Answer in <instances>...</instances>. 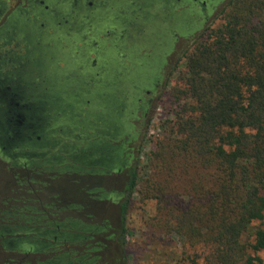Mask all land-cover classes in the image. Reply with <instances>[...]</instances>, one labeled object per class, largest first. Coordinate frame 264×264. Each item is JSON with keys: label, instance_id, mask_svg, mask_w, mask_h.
I'll use <instances>...</instances> for the list:
<instances>
[{"label": "rangeland", "instance_id": "obj_1", "mask_svg": "<svg viewBox=\"0 0 264 264\" xmlns=\"http://www.w3.org/2000/svg\"><path fill=\"white\" fill-rule=\"evenodd\" d=\"M0 1L3 3L0 11V29L12 13L17 10L29 11L30 2H33ZM71 1L50 0L49 3H42L41 8L48 6L52 9L58 6L59 9H64V17L54 18V25L66 26L69 32L65 33V37L57 39H70V45L72 44L74 49L73 57L78 60H81V50L86 49L88 54L84 57L85 65L90 62L92 73L102 65L107 56L115 57L118 62L122 61L121 52L116 54L115 46L118 43L117 38L123 33L133 39L149 36V39L141 41L140 47L144 49L150 42L162 45L164 31L171 38L168 51L165 50L159 80L155 87L150 85L149 95L143 93L144 99L150 104L146 113L144 112L145 115H139L136 126L138 134L127 146L131 156L130 167H137L139 183L130 197L122 232L119 205L124 202L126 196L123 191L126 180L124 174H109L97 180L86 178L85 182H82L77 175H87L64 169L63 163L54 167L31 166L30 161H34L35 156L25 159L24 156L18 155L13 158V152L0 149V264H189L193 256H199V263H203L207 255L206 248L199 244L191 246L185 239L175 234H165L158 228L156 200L147 198L142 182L153 173L152 153L156 151L158 144L171 133L178 136L186 133L178 129L177 124L185 118V114L179 106L180 101L171 93L180 87L179 79L186 71L191 45L199 38L204 40L209 30L220 24L218 14L228 0H222L216 5L207 20L189 37H182L185 32L171 31L168 34L170 25L167 23L158 27L157 22L153 21L146 26L138 24L130 27L133 16L141 18L139 9L144 3L141 0H124L123 3L108 5L104 10V13H107L106 20L100 26L87 20L85 27H71L64 23L67 20L66 15L71 14ZM164 1L169 5L175 4L174 0H162L156 6L157 10L162 11ZM60 3L66 4L65 7ZM83 3L88 5L91 2L84 0ZM92 6H95V3ZM50 14L54 15L51 12L48 15ZM33 15L34 13H29L30 18H33ZM35 22L41 29L48 31L42 27L45 23L41 22V17H35ZM22 41L20 38L9 41L7 38H0V56L7 53L22 56L25 50ZM62 66L61 62L60 67ZM25 68L11 64L0 70V133L4 140L12 144L24 140L35 129L40 128L41 121L45 120V108L49 105L43 92L34 94L33 88L24 81ZM19 114L23 119L22 124L16 121ZM56 125L60 128L62 123ZM35 132L36 136L40 135ZM57 135L61 137L60 134ZM67 136L62 137L61 146L70 143L69 140H72L75 133ZM59 149L56 147L49 155L57 156ZM40 153H46V149ZM62 156L66 158L65 166L73 165L68 155ZM97 188H100L102 193L96 192ZM74 193H81L90 201H87L85 206H79L78 210H74L73 205L69 208L68 202L74 198ZM262 194L264 196V190ZM71 224L77 226L72 228ZM63 225L67 227L68 233L79 234L84 239L54 240V233L39 237L47 243L45 248H37L31 244L32 241L38 240L37 235L57 231L56 226ZM259 226L258 222L252 223L251 230ZM245 240L253 243L251 232L245 236ZM10 241H13V244H9ZM14 241L17 243L14 244ZM255 255L264 262V251Z\"/></svg>", "mask_w": 264, "mask_h": 264}, {"label": "trees", "instance_id": "obj_2", "mask_svg": "<svg viewBox=\"0 0 264 264\" xmlns=\"http://www.w3.org/2000/svg\"><path fill=\"white\" fill-rule=\"evenodd\" d=\"M52 16H46L55 32L50 40L65 37L69 30L54 25ZM218 16L220 24L191 45L180 87L171 93L185 114L178 129L186 133H171L158 144L152 153L153 173L143 180V191L156 200L160 230L207 249L203 263L193 256L189 264H264L255 255L264 251V0H228ZM16 19L21 35L44 36L36 22L19 15ZM73 51L72 44L62 51L69 61L68 71L59 89L52 92L53 97L63 99L59 105L64 110L76 101L69 76L77 69ZM83 67L81 77L93 74L89 61ZM126 174V196L119 205L122 229L139 183L136 166ZM77 177L82 182L99 178ZM72 197L68 207L73 205L74 210L90 201L81 193ZM255 222L260 226L252 231ZM250 232L253 243L245 240Z\"/></svg>", "mask_w": 264, "mask_h": 264}, {"label": "flooded vegetation", "instance_id": "obj_3", "mask_svg": "<svg viewBox=\"0 0 264 264\" xmlns=\"http://www.w3.org/2000/svg\"><path fill=\"white\" fill-rule=\"evenodd\" d=\"M37 1L30 2L29 11L17 10L12 13L3 28L0 29V38H7L8 41L20 38L25 45L22 56L8 53L0 56V70L11 64H16L19 68L26 67L23 70L24 81L33 88V91H38V94L43 92L49 105L44 111L45 120L41 121L40 128L35 129L40 134L39 136H36V132L33 131L29 137L12 144L4 140L0 133L1 151L13 152V158L18 155L24 156L25 159L35 156L36 159L30 161L31 166L49 165L54 167L63 163L64 169H72L88 176L103 177L109 174H115V176L124 174L126 177L131 159L127 146L129 142L134 141L138 134L136 126L140 118L139 115L144 116L150 104L144 99L143 93L149 95L150 85L153 84L155 87L159 80V74L164 65V55L171 44L170 36L164 31L162 45L150 42L144 49L140 47L141 41L149 39V36L133 39L123 33L117 38L118 43L115 46L116 54L121 52L122 61L118 62L115 57L107 56L102 65L93 74H87V77L80 76L84 69L82 66L86 62L75 58L77 59L75 66L77 69L74 73H69V76L73 78V81L70 82L73 83L76 101L72 106L73 109L71 104H66L64 110L59 105L64 103L63 99L60 96L53 97L52 92L59 89L63 73L68 71L69 61L64 60L65 54H62V51L71 45L67 43V38L64 43L58 39L50 40L48 31L52 35L55 32L49 27L46 16H44L51 12L54 14L53 18L59 19L64 17L62 16L64 9L61 10L58 6L52 7V9H49L48 6L41 8L42 3H49L50 0H39V3ZM83 1L73 0L71 14L66 15L67 20L64 22L66 25L75 28L85 27L88 20L89 23L100 26L106 20L107 13H104V10L108 5L123 3L124 0H86L91 2L88 5H84ZM141 1H144L143 6L141 5V9H139L141 18L139 19L137 15L133 16L130 27H135L138 24V26H146L153 21L157 22L158 27L167 23L170 25L168 34L171 31H178L185 32L182 37H189L207 20L212 9L222 0H174V5H169L167 1H164L162 11L156 9L162 0ZM93 3L95 6H92ZM2 7L3 3L0 1V11ZM153 9L155 12H152ZM29 13H34L33 18L28 17ZM18 15L24 16L27 22L32 20L34 23L35 17H41V22L45 23V26L42 24V27L48 31L43 30L44 36L42 37L41 34H37L33 38L28 34L21 35L22 30H20L16 19ZM105 49L102 50L103 53ZM66 54L70 55L69 52ZM87 54L86 49L81 50L80 56L84 58ZM61 62L63 69L57 66V63ZM60 91L62 92V89ZM69 92L65 91V94ZM65 97L68 96L65 95ZM55 105L59 107H54ZM24 107L23 104L22 108ZM16 118V121L22 124L21 115L19 114ZM61 123L60 128L52 129L54 125ZM72 132L75 133V136L69 140L70 143L61 146L62 137H68L67 135ZM57 134H60L61 137ZM56 147L60 148L58 155H49ZM43 149H46V153H40ZM30 152H33L34 155ZM62 155H68L73 165L65 166L66 158ZM45 156L47 157L44 159ZM95 191L102 193L100 188ZM104 196L106 197V194ZM119 196H121L120 193ZM76 226V224H71L72 228ZM56 228L57 231H47L42 235H37L38 240L32 241L31 244L37 248H45L47 243L40 240L39 237L54 233H56L54 240L84 239L79 234L68 233L67 227L64 225L56 226ZM85 231L90 232L89 230ZM16 243L17 241H14V244ZM9 244H13V241H10Z\"/></svg>", "mask_w": 264, "mask_h": 264}]
</instances>
